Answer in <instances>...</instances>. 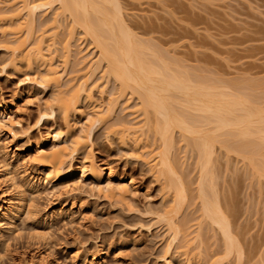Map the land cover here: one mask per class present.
I'll return each instance as SVG.
<instances>
[{
  "label": "rangeland",
  "instance_id": "rangeland-1",
  "mask_svg": "<svg viewBox=\"0 0 264 264\" xmlns=\"http://www.w3.org/2000/svg\"><path fill=\"white\" fill-rule=\"evenodd\" d=\"M16 1L0 0V14H8L11 9L18 8ZM47 2L34 0L44 8L49 5ZM115 2L132 35L141 38L146 45L148 43L166 64L170 61L168 66L172 63L169 66L172 71L182 73L193 83L213 85L217 92H231L237 97L241 94V98L249 103L252 100V105L262 104L257 106L264 107V0ZM50 5L49 9H42L34 15V35L30 36L29 43L41 40L42 47L50 50V53L49 50L46 52L61 73L62 89L91 74L86 91L89 95L85 93L81 100L82 112L70 118L71 133L77 135L84 131L91 123L88 122L90 118L96 116V106L105 111L111 104L112 111L106 123L95 124L97 127L92 128L93 137L89 145L99 166L108 164L116 178L129 180L130 183L127 182L128 193L123 201L116 197L107 198L103 192L93 189L89 181L76 182L78 191L62 194L58 198L48 195L44 185L41 186L43 180L36 175L37 167L30 159L39 147L49 149L55 146L52 141L41 146L47 137L46 127L35 128L36 111L42 109L45 102L51 101L54 89L41 90L34 85L33 79L39 74L38 64H33L28 72L22 69L20 73H15L6 68V71L0 72V116L8 121L0 129V163L8 162L13 167L16 184L11 186L0 181V204L6 206L15 199L16 190H23L26 206L13 221V226L8 224L11 218L8 212L0 215V264H44L39 256L45 252L62 264H166L165 259H170V264H233L234 255L225 257L224 251L219 248L222 236L216 226L202 215V205L215 200V196L223 211L236 212L238 225H235L243 231V235L238 237L244 238L243 243L247 245L243 244V248L259 242L256 243L261 248L259 252L256 249L255 253L245 254L243 264H264L263 255L260 257V250L264 252V243L257 241L259 236L256 237L264 234V176L258 175L254 166H263L264 169L263 142L258 145L254 139L250 138L252 142L248 139L251 142L249 145H254L251 147L253 150L248 147L252 158L259 153L260 156L245 159L238 155V147L243 145L233 133H213L212 125L200 119L204 118L202 114L195 110L189 112L174 102L172 106L177 109L173 108L186 117L188 126L217 137L215 142L211 140L214 143L210 141L212 146L204 149L199 143L195 144V141L199 142L196 140L197 133L177 128L170 130L165 146L166 156L176 171L175 175L177 173L176 177L182 181L186 199L181 202L183 205L180 204L179 213L174 214L175 227L178 226L179 232L172 239V230L158 218L174 193L170 190L173 184L169 181L170 177L157 172L159 167L156 165V169L153 165L156 159L148 157L162 147L161 139L155 138L158 136L154 133L155 123L150 121V125L151 114H147L146 120L140 96L129 92L119 94L118 83L109 72H105L104 62H97L98 49L91 38L71 23L69 16H63L55 2ZM23 17L25 13H22L21 21ZM5 23L0 22V68L7 57L4 40L26 36L25 30L18 36L2 35ZM144 119L145 125L148 121L150 126H144L145 131L141 128L144 133L137 137L138 142L132 141V137L120 140L106 128L111 124L116 127L129 124L140 128ZM10 128L16 133L15 137L8 134ZM145 143L147 145L143 147ZM142 151L147 153L142 156ZM205 151L210 154L204 173L203 162L208 155ZM156 154L153 156L156 157ZM77 164L74 162L71 169L75 173H78ZM59 186L63 188V184ZM199 189L208 191L203 195L205 198L200 197ZM1 194H5L2 199ZM207 196L210 198L207 199ZM249 238L254 239L250 241ZM245 239L250 242L246 243Z\"/></svg>",
  "mask_w": 264,
  "mask_h": 264
},
{
  "label": "bare ground",
  "instance_id": "bare-ground-1",
  "mask_svg": "<svg viewBox=\"0 0 264 264\" xmlns=\"http://www.w3.org/2000/svg\"><path fill=\"white\" fill-rule=\"evenodd\" d=\"M115 1L48 0L47 3L49 5L44 8L43 5L34 3V0H17L15 3H19L18 8H15L13 11H11V9L8 14H0V22H6L1 31L2 35H7L6 33H8V35L12 34L13 36H18L23 32V30H25L26 36L21 39L15 37L13 39L4 40L6 42H4L3 48L7 51V57L5 59V63L3 62L4 64L1 65L0 72L6 71V68L15 73H20L22 69H25L28 72L33 67V64H38L39 66L37 67H39V74L36 76L37 78L33 79V82L35 83L34 85H37V87L41 90H47L48 88L54 89L53 96L50 99L51 101L45 102V106L43 104L44 107L42 109L39 108L36 111L37 115L35 118V128L37 126L41 128L46 127L45 131L47 137L44 138L41 146L50 141L55 142V146L49 149L39 147L35 155L32 159H30L37 167L36 175L40 178V180H43L41 181L44 184H41V186L44 185V191H46L51 197L58 198L62 194L66 195L72 191H78L79 188L75 185L76 182L89 181V184L93 189L97 192H103L107 198L113 199L116 197L118 200L123 201L128 193L127 184L130 183L129 180L123 181V179L121 180L116 178L111 172L108 164L99 166L95 162L94 155L92 154L91 147L89 145L92 141L91 137H93L92 128L97 127L94 126L95 124L99 125L103 123L101 125H104V123H106L108 115L112 111V107H110L111 104L105 111L99 109L98 106H93L95 107L94 112L96 114L94 119H92V117L90 118L91 120L88 122L91 123H88L89 125L87 124L88 126L84 129V131H81L77 135H72L69 127L70 118L74 114L82 112L80 107L81 100L84 98L83 96L85 93H87L86 91L89 85L88 78L91 74L89 73L88 77L75 82V84L72 83L70 86L68 84L62 89L60 84V79L62 77L61 73L57 71L58 68L54 67L56 65L52 62V58L48 57L50 55V50L47 49L49 50V53H47L48 51L42 47V42H40L41 40L35 41L34 43L30 41L31 43H29V40H31L30 36L34 35V15L36 12L42 11V9H49V7H51L50 4L55 2L62 15L64 14L63 16H69L71 18V23L77 25L85 35L91 38L95 47L98 49L97 62H104L105 72H109L108 74L118 83L119 94L121 93L124 95L125 92H129V94H136L138 97L140 96L139 99L141 100L142 114L145 116L146 120H148L147 114H151L152 119H149V122L153 121L155 123L154 133L155 136L158 135L159 137H154L159 138V140L161 139L160 141L162 147L160 151L158 150L159 152L151 150L154 155L157 152L156 157L153 156L152 153H148V155L150 154L148 157H150V160L156 159L154 160L156 162H153V165L155 164V168L156 165L159 167L158 169L156 168L159 170L157 172H160L161 175L163 173L167 174L170 177L169 181L173 183L170 190H173L172 193H174L172 194L174 196L171 197V202L165 209L164 213L159 215L158 218L163 220L167 227L172 230V239H175L179 230L177 231L178 226L175 227L176 220H174V214L176 213L177 215L179 213L178 210L181 208L180 204L184 203L186 199L183 194L184 186L181 183L182 181L179 179L180 177H176L177 173L175 175L176 171L173 166H171V163H169L170 159L167 158L168 155L166 156L165 146H167L166 144H168L169 141L168 139L170 136L168 137V135H170V130L177 128L179 130H183V132L197 133L196 140L198 139L199 142L195 141V144L199 143L200 148L202 146L204 149H206L205 147L209 148L208 145L212 146L210 145V141L212 139L213 141L216 140L215 138L217 136L210 134V137L205 132V135H203V131L200 130L199 132L197 127L188 126L186 124V117L184 118L181 113H177L179 112L178 110H175L177 108L172 106L174 102H178L177 104L180 105L179 107L183 106V109L187 111L192 110L194 112L195 110L197 113H200V115L202 114L204 118L200 117V119L202 118L204 120L203 122L212 125L211 129L213 130V133H217V131L218 133H229L231 135L233 133L235 138L239 142L243 143H240L243 147H238L240 150L238 155L240 154V156H244L245 159H250L251 157V160L254 158L256 159L258 155L260 156V153L258 155L256 153L257 156L255 155L256 157L252 158L253 154L250 152L251 150L249 151V149H252L251 147L254 145H252L253 143L250 144L251 146L249 145V143L252 142L250 138L254 139L253 141H257L258 145L261 144L260 142H263L261 146L264 147V107H258L262 104H257L258 106L252 105V100L250 101V104L246 99L241 98V92H237V94H240V97H237L236 95L235 97L233 94H230L231 92H217L213 88L212 84V87H210L200 83H193L188 78H185L182 73L172 71L173 68L171 70L169 67L172 63L168 66L170 61L166 64V62H164V60L160 57L161 55L156 56L157 52L155 54V51L151 50L148 43L146 45L142 42L143 40H140L141 38L137 39V37L132 35L131 31L128 30L127 25L125 26L119 11L120 7L116 5L117 3ZM22 13L23 15L25 13L23 21H21ZM54 20H57L56 17H54ZM27 43L29 44L27 45ZM181 109L179 110L182 114H184ZM56 117H58V119H56ZM7 122L8 121L5 117L1 115L0 129H2ZM147 122L148 121H146V125L148 126L149 124H147ZM143 123L139 125L140 128L135 126L133 128V126H128L129 124L121 125L119 123L118 127L111 124L107 125L106 128L108 132L116 135L120 140L124 141L127 138L132 137V141L138 142V136H141L142 132L145 131V119ZM198 123L199 122H197V124ZM141 128L144 129L142 132ZM23 133H25V130ZM8 134L11 137L16 136V133H14L11 128L8 130ZM248 139L251 140V142H248ZM146 145L147 144L145 143L143 147ZM197 148L200 150L199 146ZM237 150L235 149V151H233L237 153L239 151ZM145 153L147 152H140L142 156ZM206 153L208 154V152ZM250 153L252 154L251 156H249ZM209 154L206 156L207 158L204 160L205 162H203V169L208 166ZM141 155L139 156L141 157ZM262 158H264V156ZM74 162L78 163L75 165V167L78 168V173L71 170ZM254 166H256L257 172L254 167L253 170L255 169L254 171L258 173V175L264 176L263 166ZM203 172L205 173V169ZM77 174L78 178L76 180L75 177ZM206 175H208V173H206ZM208 178L209 177L207 176L206 179ZM0 181L8 183L11 186H15L16 184L14 169L8 162H4L0 166ZM60 184H63V186H61L63 188H59ZM203 187L205 189L204 185ZM58 188L59 191L57 190ZM209 188L212 189L211 186H209ZM209 188L207 187L206 189L209 190ZM205 191L207 190L203 191V189H199V195L202 199L203 197L205 198V196H203ZM211 192H213V190ZM4 195L5 194H1V199ZM214 195H212V197ZM24 197L23 190H16V197L13 201L9 202L6 206L0 204V215L6 212L11 215L10 222L8 223L9 225L13 224L15 218L26 206ZM215 197H213V199L216 200ZM206 198L208 199L210 197L207 196ZM215 200H211L212 202L207 200L209 203L205 201L207 204L204 206L202 205V215H204L205 219L208 218V221L213 224V226L215 225V228H217L221 234L222 244L219 245V248L224 251V254L226 255L225 257L234 255V263L243 264L242 261L244 260V257H246L245 254H252L253 251V253H255L256 249L259 252L258 249L261 248L259 246L258 248L256 244L259 242H253L254 245L252 247L250 246V243V245L248 244L250 248L248 246V248L246 247L247 249H244L243 244L246 245L243 243L244 238L240 239V237H238L243 235V231H240L235 225L237 224V219L235 218L237 215L236 212L233 210V212H228V210L226 211L225 209L223 211V208H220L221 206L218 204V201ZM9 230H11V228ZM263 235L260 237L261 235L258 234L256 236H259L257 238L258 240L256 238L255 240L264 243ZM260 238L263 241L260 240ZM246 241L247 240L245 239V242ZM260 251L262 253L260 257L262 255V257H264V252H262V250ZM101 253L105 252L102 251ZM186 255L188 256L187 253ZM39 260L44 264H62L58 259L50 258L48 252L40 255ZM164 261H166V264L171 263L170 259H165Z\"/></svg>",
  "mask_w": 264,
  "mask_h": 264
}]
</instances>
